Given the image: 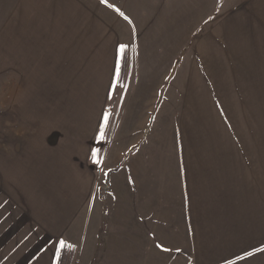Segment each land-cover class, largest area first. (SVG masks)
Listing matches in <instances>:
<instances>
[{"label":"crops","instance_id":"crops-1","mask_svg":"<svg viewBox=\"0 0 264 264\" xmlns=\"http://www.w3.org/2000/svg\"><path fill=\"white\" fill-rule=\"evenodd\" d=\"M8 1L7 18L0 26V50L3 52L0 53V57H4L9 62L0 64V79H4L5 88L8 86L9 109L16 112L17 108L22 112H11L9 115L4 111L0 112V212L5 210L8 203L10 205L15 203L20 217L26 218L28 214L34 216L36 208L41 212V217L48 219L51 213L56 217V211L61 216V212L70 210V204L72 202L75 204L77 201L81 207L79 212L84 217L87 212L85 209L87 200L90 211L98 201L100 180L105 179L107 172L120 164L123 176L129 173L132 179L130 183L123 181L121 186L116 183L118 177H115L113 182V185L116 183L118 187H113L115 192L116 188L123 190L121 198L119 197L123 207H127V210L131 207L130 213H134L135 209L142 213L144 209L154 210L156 203L160 202L156 197L162 192V185L161 187L158 185L161 178L158 179V171L168 159L161 155L159 158L156 156L158 161L156 160L157 165L154 167L149 157L156 153L157 146L163 144V137L170 140L167 137H172L174 133V130L167 131L161 124L155 125L162 119L156 118V112L161 115L176 103L189 105L188 107L191 108L189 112H193L195 116L199 111L203 117L206 116L208 110L206 107L210 105L213 110L217 105L218 111L223 112V119L228 111L226 106H223L224 102H228L225 98L227 94L221 89L216 92L218 79L213 82L211 75L210 77L197 75L198 71L203 69L202 58L206 60V57H215L207 51L208 46H205L204 50L198 49L195 57L196 63L200 65L195 66L193 70L197 75V81L187 80L188 86L185 84L181 86L178 84L180 70L179 74L175 75L182 51L193 35L215 14L222 12L224 16L227 5L231 2L227 3L226 0L220 3L219 0ZM234 3H240V0H234ZM248 5L250 20L248 23L243 22L242 25L248 24L254 35L252 40L254 43H259L264 34V0H248ZM217 25L222 35H225V24ZM207 31L204 30L205 34ZM204 35L198 36L201 38L198 39V47L203 46L202 41L205 40L212 45L211 37L208 40L203 38ZM121 45L126 46L124 53L129 52L127 67L122 63L123 56L119 52ZM213 62L216 63V60ZM121 70L125 72L121 73ZM117 72H119L118 77ZM207 72H213L214 75L217 69L213 68L212 71ZM122 74H126L123 80ZM3 75L9 76L3 77ZM50 89L68 90L67 98L66 93L63 95L65 97L63 101L59 98H51L45 93ZM191 90L199 92H190ZM232 98L231 95L229 99ZM235 98L236 102L238 97ZM35 100L43 110L39 115L28 113ZM112 101H118L116 122L112 134H109V142L98 153V159L102 163H94L92 156L96 150L94 140L99 136L104 118H108ZM48 104L53 105L50 109L52 114L44 115L46 111L44 108ZM63 106L69 107L68 113H64ZM233 112L235 113V110ZM93 114H96V117H91ZM152 118L154 124H149ZM8 120H11V124L8 127L5 124L3 126L2 124ZM45 120L53 125L73 122L75 129L62 131L58 126L52 131L41 130L35 133L28 128L34 121ZM194 120L198 121L200 118L195 117ZM76 126L83 128L93 126V133L86 129L78 130ZM254 127L255 125L251 126L249 130L259 136L257 144L254 142L257 147L242 128L243 137H240L243 141L237 139L240 143L238 153L253 148L257 150L258 147L264 149L262 131L260 128L257 130V126ZM55 131L60 133L55 142H51ZM183 137L188 138L187 133H184ZM193 137L198 141L195 139L197 142L189 146L190 152L187 151L189 156L186 161H179L176 165L177 169L187 171L186 179L190 183L188 184L190 190H186L187 187H178L177 190L174 188L180 196L175 200L172 198L174 202L169 206L172 211L175 208L183 214L185 221L184 224H177L182 226L179 232L175 230L174 225L164 227V234L177 232L176 234L182 235V238L180 240L177 237L172 238L164 248L192 249L193 246L189 244L190 240L194 242V233L201 235L198 248L204 251L218 249L221 246L224 249L232 248L231 244L236 239L239 245L251 242L253 238L250 235H241L242 231L252 228V225L254 227L264 225V185L260 184L255 194L259 203L253 211L242 206L241 209L236 210L235 203H225L227 201L226 163L234 162L236 152L231 150L230 146L226 147L225 141L220 136L211 141H218V145H206L204 134L203 140L197 133L193 134ZM77 139L78 142L75 143ZM204 154L210 155L206 164ZM241 159L239 157L238 161ZM244 159L248 160L247 157ZM84 166L89 167L90 172ZM231 168H235V165ZM148 169H153L149 181L144 172ZM211 169L210 174L208 171ZM220 170L222 172H219ZM221 178L222 187H220ZM198 182L201 190L197 188ZM60 184L65 186V189L59 190L57 186ZM128 193L131 194V200L126 198ZM220 201H223V205L219 204ZM51 202L57 205H52ZM12 209L14 206L13 208L11 206L1 218L9 216L10 213L12 215ZM71 212L69 211V215ZM125 214L128 223L123 227V232L126 234L123 239V250L137 251L138 256L124 257L118 264L177 262L182 264L181 259L180 261L162 260L160 252L157 258H146L145 249L161 250V242L158 241L156 244L155 240L152 242L149 239L148 234L151 232L147 231L146 226H129V212ZM43 218L41 224H44ZM68 227L71 225L64 224L63 230L58 234H64V238H67L73 233L76 235L86 231L79 225L74 229ZM45 228L51 227L47 225ZM207 235L210 237L214 235L216 240H204ZM232 237L234 239L229 241ZM147 240H150L153 246L150 244L145 246ZM112 246L113 244L110 245L111 249ZM94 247L95 245L91 244L88 253L84 255L90 254V259L82 256L76 264H91L90 261L95 255ZM243 247L239 246V248ZM55 248L48 251L47 255L33 259L29 264H56ZM227 262L257 264L252 257H230ZM210 263L212 260L206 259L203 264Z\"/></svg>","mask_w":264,"mask_h":264},{"label":"rangeland","instance_id":"rangeland-1","mask_svg":"<svg viewBox=\"0 0 264 264\" xmlns=\"http://www.w3.org/2000/svg\"><path fill=\"white\" fill-rule=\"evenodd\" d=\"M222 1L224 0H219V3ZM226 1L227 3H231L227 5L224 12L225 15L222 16V12H220L211 17L209 22L193 35L187 46L183 49L175 76L179 74L178 71L180 70L178 84L181 86L184 84L188 86L186 83L187 80L190 82L197 81V75L202 77L204 75L210 77L211 75V80L213 82L218 79L216 92H219L221 89L223 93L227 94L225 98L228 102H224L223 106H226L229 112L227 111L225 119H223V112L220 113L218 111L217 105L214 106V110L210 105L206 107L208 109L206 111V116L203 117L201 111L197 112L195 116L193 112H189L191 108L188 107V100L186 101L188 106L176 103L172 105V108L168 107L163 111L161 115L156 112V118L161 117L162 119L158 123H155V125L161 124L167 131L174 130L173 136L167 137L170 138V140H166L165 137H163V144L161 143V146H157L156 153L149 157V159L153 161L154 167L157 165L156 156L159 158L161 155L168 159L167 163L158 171V179L161 177L160 181H158V185L159 187L162 185V192L156 197V199L160 201L156 203V208L152 211L144 209L143 213L135 209L134 213H130L131 207L128 210L127 207H123V204L119 200V197L121 198L123 194V190L121 188L117 190L118 187L116 183L121 186L123 181L130 183L132 179L129 173L123 176L121 164L112 171H108L105 179L103 178L100 180L97 195L98 201L93 205L95 207L92 208V211H90V208L88 209L89 204L87 200L85 204L87 212L84 217L81 212H79V208L81 207L80 203L77 201L75 204H73V202L70 204V210L61 212V216H59L58 211H56V217H53L51 213V217L48 219L41 217V212L36 208L34 216L31 217V215L28 214L26 218L20 217L18 215V213H20L19 210H16L18 207H15L17 204L14 203L10 205L8 203L5 210H1L0 212V264H29L33 259L47 255L49 253L48 251H52L54 247H56V264H76L79 258L88 253L87 251L89 247H91V244L95 245V255L90 261L91 264H109L111 262H113V264H118L124 257L138 256L137 251L129 252L123 250V239H125L126 236L125 232H123V227L128 223L127 214H125L127 211L130 216L129 226H146L147 231L151 232L148 234L149 239H151L152 242L155 240L156 244L158 241L161 242V250L157 249L151 251L152 249H145L144 255L148 259L157 258L160 252L162 260L177 259L180 261L181 259L182 264H203L206 259L212 260L210 264H228L227 261L230 257H252L257 264H264V225L259 227H254V225H252V228L242 231L243 234L241 236L250 235L253 240L249 243H242L239 245L236 239V241L231 244L232 248L224 249V247L221 246L218 249L209 251L200 250L198 247L199 242L201 243V235H197L196 233H194V242L190 240L189 245L193 246L192 249L172 250L164 248L168 245L166 243L172 238L177 237L179 240L182 238V235L176 233L182 229V226L177 224H184V215L179 213L175 208L174 211H172L169 206L174 202L172 198L175 200L180 196L179 194L177 195L175 189L177 190L178 187H187L186 190H190L188 186L190 183L186 179L187 171L177 169L176 165L179 161H186L189 156L187 153L189 146H191L193 142L198 141V139L193 137V134L197 133L199 138L204 134L206 145H218V141H211L218 139V136H220L221 139L225 141L226 147L229 148L230 146L232 148L231 150L236 152V159L234 162L226 163L225 195L227 201H225V203H235L234 208L236 210L246 207L253 211L255 206L257 207L259 203V201L256 200L255 194L260 188V184L264 185V149H259L258 147L257 150L253 148L252 150H244L240 153L237 152L240 145L237 139L243 141L240 137H243L242 128L248 133L254 146H256L255 143L257 144L259 136L252 130H249L251 126L255 125L254 128L257 126V130L260 128L264 137V34L262 36L263 39L260 40L259 43H254L252 40L254 39V35L253 32L250 31V27L248 24L247 26L242 25L243 22L248 23L250 20L248 0H245V2H243L244 0H240L238 4L234 3V0ZM8 7V0H0V26L5 18H7ZM219 23L225 24V35H222L219 31V25H217ZM205 29L208 30L206 32L207 34L204 32ZM200 34H205L203 38L208 40L211 37L212 45L211 42L208 44L207 40H205L202 41V43L204 42L203 46L201 45L198 47V39L200 38L198 36ZM216 38H218V40ZM205 46H208L207 51L212 53L215 57H206V60L202 58L204 63L201 67H203V69L202 71H198L199 74L196 75L193 70L195 66L200 65L196 63L197 59H195V57L198 49L204 50ZM0 53L3 54L1 50ZM122 56V63H125L127 67L129 63V52H123ZM215 60L216 63L213 62ZM8 62L9 60L0 57V64L4 65ZM213 68L217 69L216 74L215 72L214 75L213 72H207L209 70L212 71ZM197 70H200V68H197ZM125 75L126 74H122V80L125 79ZM4 76L9 75H3V77ZM3 85L4 79H0V88L3 87V89H0V112L4 111L7 115L11 112H22L17 108L16 112L9 109V90L8 86L5 88ZM230 89L231 91H229ZM181 90H179V92H181ZM67 92L68 90L50 89L45 93L51 96V98H59L60 101H63L65 98L63 95L66 93L67 98ZM190 92L199 91L191 90ZM231 95L233 98L229 99ZM235 96L238 97L236 102L234 101V99L236 100ZM33 103L34 105L28 109V113L34 115L41 114L43 111L41 110V106L37 104L36 100ZM117 106L118 101H112L110 104L111 111H109L108 114V124L104 129L105 138L101 140L99 135L94 140V149L99 150L98 153L101 152L110 140L109 134H112L116 122ZM47 107L44 108L46 111L43 114H52L50 109L53 108V105L48 104ZM68 108L67 106L63 108L64 113H68ZM233 110H235V113ZM230 113L233 115H230ZM94 116L96 117V114L91 115V117ZM195 117L200 118V120L195 121ZM150 123L154 124L153 118L149 121V124ZM4 124L8 127L11 124V120L4 122L2 125L4 126ZM58 126L62 131H71L75 129L73 122L64 123L63 125L61 123H56L53 125L47 120L42 122L34 121V123L29 124L28 128L34 130L35 133H39L41 130L45 132L52 131ZM93 126L90 128L76 126V129H86L93 133ZM59 133V131H55L54 136L51 137V142H55ZM184 133H187V137L190 139L184 138ZM195 139L197 141H195ZM201 140H203V137ZM77 142L78 139L75 143ZM239 157L242 158L241 161H238ZM246 157L248 160L244 159ZM209 158V154H204L205 164L206 161H209ZM233 165H235V168H231ZM84 167L86 168V166ZM86 169L90 172L89 167ZM211 171L212 169L209 170L208 173L211 174ZM144 172L147 180H151L153 169L144 170ZM219 172H222V170ZM115 177H118V179L113 185ZM194 184H196V181ZM222 185L223 180L221 178L220 187H222ZM114 186L117 187L116 192L113 189ZM52 187L51 185V188ZM87 187L89 188V186ZM57 188L59 190L65 189V186L60 184ZM197 188L201 190L199 182ZM126 198L131 200V194H126ZM51 204L57 205V203L52 202ZM58 204L60 205L61 203ZM219 204L223 205V201H220ZM11 206L12 208L14 206L15 209H12V215L10 213L9 216L1 218ZM69 211H72L70 215ZM132 216H135V218H132ZM41 218H43L44 224L40 223ZM62 223L67 226L71 225V227H68L69 229H74L76 225H79L84 227L86 231L85 233H77L76 235L73 233L74 235L71 234L68 235L67 238H64V234H58V232L62 231L64 228V224ZM170 224L175 226L177 232L174 234H164V227ZM47 225L51 228H45ZM89 231H91L90 234ZM232 239L234 238H230L229 241ZM204 240L215 241L216 237H214V235L211 237L207 235ZM61 241L65 244L63 248L61 247ZM214 243L216 244V242ZM219 243L220 242H218V244ZM111 244H113L112 249L110 247ZM149 244L153 246L150 240H147L145 246ZM235 246L238 248H234ZM239 246L244 247L239 248ZM248 248L252 249L249 251L247 250ZM84 257L86 259L91 258L90 254ZM174 264H178V262Z\"/></svg>","mask_w":264,"mask_h":264},{"label":"snow or ice","instance_id":"snow-or-ice-1","mask_svg":"<svg viewBox=\"0 0 264 264\" xmlns=\"http://www.w3.org/2000/svg\"><path fill=\"white\" fill-rule=\"evenodd\" d=\"M105 2H106V0H105ZM118 10V9H117ZM125 45H121L120 46V49H119V52L121 53V56H122V54H123V52H124V49H125ZM119 76V72H117V77ZM107 124H108V118L107 117H105L104 118V121H103V125L101 126V130H100V133H99V135H100V139L101 140H103L104 138H105V132H104V129L107 127ZM92 156H93V161H94V163H102V161H100L99 159H98V150L97 151H94L93 153H92ZM61 243V247L63 248L64 246H65V244H64V242L63 241H61L60 242Z\"/></svg>","mask_w":264,"mask_h":264},{"label":"trees","instance_id":"trees-1","mask_svg":"<svg viewBox=\"0 0 264 264\" xmlns=\"http://www.w3.org/2000/svg\"><path fill=\"white\" fill-rule=\"evenodd\" d=\"M121 67H122V64H121ZM123 71L121 70V73H122Z\"/></svg>","mask_w":264,"mask_h":264}]
</instances>
